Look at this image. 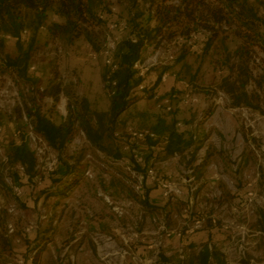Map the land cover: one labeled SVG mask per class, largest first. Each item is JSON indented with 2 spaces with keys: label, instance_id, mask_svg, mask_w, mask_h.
<instances>
[{
  "label": "rangeland",
  "instance_id": "1",
  "mask_svg": "<svg viewBox=\"0 0 264 264\" xmlns=\"http://www.w3.org/2000/svg\"><path fill=\"white\" fill-rule=\"evenodd\" d=\"M249 1L264 16L262 1ZM108 2L116 17L110 21L112 35L106 42L107 49L127 36L128 30L121 23L129 13L126 0ZM118 22L121 23L117 26ZM95 30L99 39L104 40L106 29L96 27ZM5 37L4 53L15 52L16 39ZM218 44L219 47L206 56L198 44L197 53L188 55L183 62H176L179 47L174 43L156 51L151 46L144 50L145 61L138 68L144 79L143 88L138 86L134 90L136 95L144 97L118 118L115 124L118 142L114 140L113 144L112 140L111 143L114 150H121V160L113 162V158L106 157L103 152L95 153L86 134L77 130L66 153L84 151L83 163L90 164L65 194H51L68 186L72 179L70 176L53 182L52 169L59 165L57 151L53 148L37 159L39 180L34 182L36 188L28 189L23 178L18 182L25 190L22 198H17L0 180V264H189L205 247L213 253L209 264H264L262 52L256 48L250 56H245L243 77L248 80L246 89L252 100L250 105L245 102L237 105L223 81L225 77L233 81L240 78L241 62L235 52L240 41L231 37L226 40L231 52L229 59L221 43ZM106 60V54L96 52L85 37L69 43L48 37L42 29L33 53L32 66L36 69L30 68L29 74L38 79L37 85H47L54 76L56 81L72 82L75 92L86 97L93 110L104 113L110 108L109 96L103 88ZM161 72L162 80L154 87ZM165 74L166 81L163 80ZM31 85L17 74L0 69V103L3 106L0 125L4 128L0 145L14 138V130L22 122L14 113L19 100L16 91L21 96ZM145 88L148 90L144 92ZM39 103L58 123L68 115V101L63 95L54 109H50V102L41 100ZM159 119L182 135L186 141L183 152L191 159L204 158L191 176L195 182L204 180L200 185V199L195 200L192 210L194 214L217 218L218 227L212 229L207 219L205 231L186 242L184 262L175 241L160 250L148 247L155 236L142 234V231L157 227L152 221L154 210L147 212L143 208L141 196L127 181L132 178L128 169L133 166L132 158L135 157L141 166L153 165L154 155L161 159L169 154L167 143L159 142V152H151L148 144L156 142L149 139L138 140L135 148L125 147L132 132L152 131ZM154 166L158 176L170 174L176 182L181 181L183 170H186L180 168L177 160L169 162L168 166ZM10 173L8 165L0 158V177L4 180ZM132 180L137 187L136 179ZM217 189L222 192L219 199L212 197ZM157 195L158 191L152 187L149 204L153 207L161 206ZM11 206H16L15 211L8 210ZM184 207L182 201L174 206L180 217H183ZM141 212L145 213V218L140 223ZM9 225L13 232H9ZM170 225L174 227L176 222L171 221ZM123 236L129 241L125 242ZM4 242L6 252L2 246Z\"/></svg>",
  "mask_w": 264,
  "mask_h": 264
},
{
  "label": "trees",
  "instance_id": "2",
  "mask_svg": "<svg viewBox=\"0 0 264 264\" xmlns=\"http://www.w3.org/2000/svg\"><path fill=\"white\" fill-rule=\"evenodd\" d=\"M126 1L128 17L122 23L118 22L117 26L121 23L124 29L128 30V34L117 41L115 48L110 50L107 49L106 42L112 35L110 21L116 14L108 0H0L1 71L15 73L28 83L37 85L38 79L29 74V69L33 64L34 49L42 29L48 37L63 39L69 43L79 37H85L96 52L106 54V51L110 50L108 57L112 59L111 65L106 63L107 69L103 73L104 92L110 100L108 112L93 110L89 100L75 92L72 82L56 81V76L45 85L43 95L53 98L50 109H54L62 95L67 98L68 115L61 122L54 121L34 95L26 92L21 94V100L16 104L14 113L21 120L25 111L29 121L22 120L20 125L17 124L15 131L18 136H14L6 148V164L17 183L22 180V176L13 169L19 164L25 168L26 176L23 179L36 182L38 178L37 158L26 139L28 125H32L57 151L59 165L51 173L53 182H61L72 176L68 186L60 190L53 189L51 194H65L90 164L83 163L84 151L69 155L66 153L77 130L86 134L91 142L90 148L95 153L99 150L106 157H123L121 150H114L111 144L112 140L113 144L114 140L118 142L115 138V124L127 109L144 97L134 93L144 81L136 62L145 61L143 53L150 46L156 51L166 44L174 43L179 47L176 62H183L188 55L197 53L198 49L195 47L198 44L206 56L221 43L225 56L229 59L231 52L226 46V40L230 37L238 38L240 44L235 52L241 62L240 78L233 81L225 77L223 85L234 97L237 105L243 102L250 105L252 96L246 89L248 80L243 77L246 73L243 61L245 56H250L259 48L262 52L260 70L264 76V16L259 14L258 9L249 0H143L142 3L141 0ZM261 1L264 9V0ZM96 27L106 29L104 40L99 39ZM6 35L16 39V50L13 53H4ZM162 75L163 72L157 77L154 87L160 84ZM147 90L148 88H145L144 92ZM152 129L159 135L168 136L166 150L169 154L182 153L186 148L182 135L168 126L165 120L159 119ZM148 145H151V142ZM135 147L136 145L132 146ZM132 159L134 168L142 171L143 168L135 157ZM0 180L3 185L6 184L2 176ZM143 204L147 211L154 208L149 204L148 196L143 200ZM202 232L190 237L189 242ZM2 246L6 252V242ZM212 254V251L205 247L189 264H209Z\"/></svg>",
  "mask_w": 264,
  "mask_h": 264
},
{
  "label": "built area",
  "instance_id": "3",
  "mask_svg": "<svg viewBox=\"0 0 264 264\" xmlns=\"http://www.w3.org/2000/svg\"><path fill=\"white\" fill-rule=\"evenodd\" d=\"M110 38V37H109ZM115 46H112V48H109L110 50H113ZM110 50L106 51V58L107 63L109 65L112 64V59L108 57L110 55ZM141 62H136V67L139 68ZM31 69L35 70V66H31ZM165 74L163 76V80L166 81ZM142 87V86H141ZM143 88V87H142ZM45 90V86L43 85H31L27 87V92L31 95H34L37 98V101L40 102L41 100L53 103V98L51 96L43 95ZM17 98L19 99L18 102L21 100L20 93L16 91ZM63 99V98H62ZM65 102V99L63 100ZM17 102V103H18ZM3 106L0 103V111H2ZM170 109V107H168ZM63 115L66 116V111H62ZM22 120L24 122H28L29 119L25 113L23 112ZM84 133V132H83ZM4 135V128L2 125H0V138ZM14 136H18L17 131L14 130L13 133ZM26 139L30 145L31 150L34 152L37 159H40L44 157L49 150L52 149V147L45 141L43 136L39 133H37L32 125H28L27 128V134ZM152 140L153 142H156L154 144L148 145V148L151 152H154L157 154L159 152V148L157 147V143H168L169 138L167 135H159L153 131H150L148 129L145 130H139L134 131L131 133V138L129 141L126 142V148L129 149L131 145H137L138 140ZM8 143V142H7ZM7 145H0V158L3 159L5 163L8 162V155L6 153ZM188 153L182 152V153H176V154H168L164 158L159 159L157 155H154V164L168 166L169 162L173 160H177V162L180 165V168L184 169V175L182 176V179L180 182H176L173 180L172 176L170 174H167L166 176H158L157 174V168H155L154 164H144L141 167L143 168L142 171H138L134 168V165L132 167H128L129 171L131 172V179H128V184L132 187V189L136 190V192L141 196V200H145L146 197H149L152 194V187H155V189L158 191V199L161 200L162 203H160L161 206H154L153 208V216L152 221L157 223V227L153 228L151 231H142V234H151L154 235L155 238L153 239V244H149L148 247L150 248H157L162 249L163 247H166L169 242L175 241L178 245V249L180 252L179 257L181 258V261L184 262L185 255H184V249L187 245L186 242H189V238L192 237L194 234L198 232L205 231V224L207 219H210L209 222L212 225V229L214 227H218L217 224V218L215 216H207V215H199L194 214L192 210V205L195 203V200L198 201L200 199V193H202L200 189V185L203 183V179L200 180V182H195L191 176L194 175V172L196 170V166L200 165L203 162L204 158H190ZM187 155V157H185ZM123 158V157H122ZM120 159L113 158V162H117ZM186 160V161H185ZM189 160V163L187 161ZM184 161V162H182ZM9 168V167H8ZM56 169V168H55ZM52 169V172L55 170ZM13 170H17L22 178H24L25 175V168L21 164L14 167ZM87 174H90V171L87 170ZM193 173V174H192ZM136 179L137 187L135 186V182H133L132 179ZM4 180L6 185L12 190L13 194H15L17 197H21L24 195L25 190L15 181L14 177L11 174L5 175ZM26 182V187L30 190H33L35 188L34 182L24 179ZM38 178L37 181L38 182ZM212 197L221 198L222 192L220 190H216V192L213 194ZM108 199V198H107ZM109 201V200H108ZM180 201H182L185 204V207L182 209L183 217H180L177 212L174 210V206L178 204ZM145 210L146 208L143 207ZM16 206H11L8 210L10 212L15 211ZM116 211H118V208H115ZM147 211V210H146ZM148 212V211H147ZM121 214L123 212H120ZM145 213H142L139 215V221L140 223L144 221ZM175 221L176 226H171L170 222ZM14 229L12 225H9V232H13ZM111 239V238H110ZM123 239L125 242L129 241V238H126L123 236ZM148 244V242H146ZM146 245V244H145Z\"/></svg>",
  "mask_w": 264,
  "mask_h": 264
}]
</instances>
